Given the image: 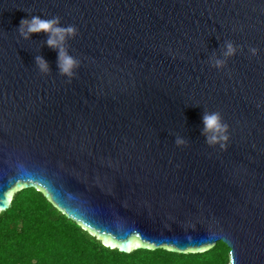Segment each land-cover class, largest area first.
Wrapping results in <instances>:
<instances>
[{
	"label": "water",
	"instance_id": "obj_1",
	"mask_svg": "<svg viewBox=\"0 0 264 264\" xmlns=\"http://www.w3.org/2000/svg\"><path fill=\"white\" fill-rule=\"evenodd\" d=\"M31 16L77 28L71 82L47 33L19 34ZM226 40L241 48L212 67ZM29 187L121 252L221 241L264 264V0H0V211Z\"/></svg>",
	"mask_w": 264,
	"mask_h": 264
},
{
	"label": "trees",
	"instance_id": "obj_2",
	"mask_svg": "<svg viewBox=\"0 0 264 264\" xmlns=\"http://www.w3.org/2000/svg\"><path fill=\"white\" fill-rule=\"evenodd\" d=\"M0 264H229L221 241L201 252H121L68 218L36 188L16 191L0 211Z\"/></svg>",
	"mask_w": 264,
	"mask_h": 264
},
{
	"label": "clouds",
	"instance_id": "obj_3",
	"mask_svg": "<svg viewBox=\"0 0 264 264\" xmlns=\"http://www.w3.org/2000/svg\"><path fill=\"white\" fill-rule=\"evenodd\" d=\"M19 34L27 39L32 33L45 32L48 34L46 43L49 47L58 50L57 67L60 75L67 77L68 82L76 76V69L79 68L81 61L70 54L65 46L66 41L73 38L77 34V28L74 25H61L60 17L53 16L45 19L40 16H31V18H21L18 28ZM241 45L234 44L231 40H226L222 51V56H212L209 58V63L212 67L222 69L226 66L229 58L234 56ZM249 53L252 56L258 54L256 47H249ZM36 65L39 71L43 74L49 72L47 61L41 56L35 57ZM260 107V104H257ZM203 129L202 134L205 137V143L210 146H219L224 150L228 146L229 141V125L223 120L219 111H206L202 115ZM187 140L177 136L175 144L177 146H185Z\"/></svg>",
	"mask_w": 264,
	"mask_h": 264
}]
</instances>
